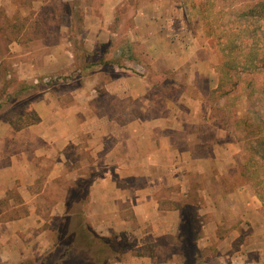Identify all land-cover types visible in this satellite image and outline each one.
I'll return each instance as SVG.
<instances>
[{
	"label": "crops",
	"instance_id": "crops-1",
	"mask_svg": "<svg viewBox=\"0 0 264 264\" xmlns=\"http://www.w3.org/2000/svg\"><path fill=\"white\" fill-rule=\"evenodd\" d=\"M131 2L136 7L124 31L125 45L115 46L117 11ZM80 12L81 47L88 57L78 58L77 83L31 93L27 107L39 119L35 124L14 129L0 119V216L5 208L26 211L0 220V263L39 258L53 244L37 210H49L59 224L72 210L83 212L101 236L120 241L128 228L141 234L135 251L124 250L108 264H183L182 204L194 181L206 178L209 163L217 160L211 154L218 145L206 139L211 124L206 106H197L202 95L182 94L180 99L194 107L185 112L155 106L160 94L141 73L138 53L174 77L184 70L189 85L203 75L213 90L214 73L207 62L193 59L183 14L172 0H88ZM70 47L60 38L45 43L41 65L26 58L15 62L18 80L31 84L37 76L74 70ZM206 187L198 186L201 196ZM214 193L196 213L200 221L209 218L200 223L196 249L207 264H264L259 206L244 189Z\"/></svg>",
	"mask_w": 264,
	"mask_h": 264
},
{
	"label": "rangeland",
	"instance_id": "rangeland-1",
	"mask_svg": "<svg viewBox=\"0 0 264 264\" xmlns=\"http://www.w3.org/2000/svg\"><path fill=\"white\" fill-rule=\"evenodd\" d=\"M67 1L76 6L73 11L75 19L79 15L80 6L82 8L88 3V0ZM256 1L258 0H172L183 14L193 59L209 64L214 73L212 80L216 82L217 86L220 74L225 71V63L238 68L244 60V51H234L227 57L222 53L223 48L230 41H233L235 46L240 44L239 41H234L230 35L234 16ZM65 3L66 1L63 2V0H16L13 2L7 0L5 3L0 2V118L11 119L15 126L21 125L23 122H18L17 119L28 113L25 101L31 93L45 90L54 91L77 83L75 75L78 74L76 68L78 69V64H80L78 58L80 56L88 57L86 56L87 51L81 47V34L73 27L72 20L66 13ZM134 7H136V3L131 2L120 8L119 26L114 30L117 34L114 40L115 46L125 45L124 31L130 23ZM75 25H77L76 21ZM60 28L63 30L62 34L58 32ZM60 38L71 45L70 49L76 66L73 68L75 69L65 74L37 76L31 84H38V88L23 95V99L21 97L19 100L11 98L12 94L21 90L23 85H31L15 82L14 78L18 79L15 62L26 58L32 59L34 66L41 65L40 60L45 58L47 53L45 43L54 44L59 42ZM242 46L247 48L246 52L250 43H244ZM90 60H95V56L92 55ZM138 60L144 68L141 73L151 82L152 90L161 95L154 97L152 101L157 108H164L169 104L174 110L189 111L194 107H191V103L186 102L184 98L180 99L182 94L187 93L190 96L202 95L200 101L203 103L202 105L197 104V106L200 109L206 106L208 111L206 121L207 124H211V127L206 133L208 135L206 139L213 140L218 145L214 153L211 154L213 148H209L208 152L213 157L215 155L217 160L209 163L210 169L206 178L194 181L190 191L192 196L190 195V198L182 204L184 208L194 214L195 208L198 211L207 204L206 201L208 204L211 203L209 199L215 197L214 192L244 189L249 194L250 201L259 206V215L262 218L259 224L264 226V203L257 196L253 183H251V177L254 180L258 178L259 182L264 181V159L261 157L264 148H258L259 140L264 139V78L262 75L252 78L250 75L243 74L239 78L236 90L228 96L209 98V93L212 91L210 87L214 84L203 75L195 77L194 82L189 85L186 83L187 73L184 70L174 77V74L163 71L160 67L154 68V64L149 65V60L142 52L138 53ZM231 73L232 83H234L237 81L236 75L239 76V72ZM5 82H10V86L6 87ZM172 84L173 88L170 87ZM229 88V85L224 86V90H229ZM184 117L186 120H193L186 114ZM186 129L188 132H194L192 126L188 128L186 126ZM245 162L248 163L246 172L245 169H242ZM199 185L202 188L207 186V192L202 196L197 189ZM262 193L264 194V192ZM14 198L17 204L21 202L17 196ZM43 198L46 199L45 196ZM47 199L46 201H51L50 197ZM36 212L38 216L45 219L44 229L47 231L48 237L53 239V244L49 246L44 256L25 259L20 263L94 264L92 258L95 249L85 247L84 241L81 242L78 239V233L75 230V225L81 218V216H77L78 212L70 210L65 224H59V217H50L49 210H37ZM25 213L24 207H18L13 211L5 208V213L0 216V220H8ZM208 220L205 218L203 220L201 217L202 224L207 223ZM250 230L251 228L248 227L244 232L248 233ZM127 231L126 234H120L119 237L116 235L120 241H116L114 235H102V237L113 238L116 250L135 251L136 238H141V234L135 230L131 232V228H128ZM224 231L227 229L225 228ZM258 232L261 231H257L256 235ZM257 237H262L264 241V233L260 236L258 234ZM97 239L98 237H96ZM67 251L69 254L66 253Z\"/></svg>",
	"mask_w": 264,
	"mask_h": 264
},
{
	"label": "trees",
	"instance_id": "trees-1",
	"mask_svg": "<svg viewBox=\"0 0 264 264\" xmlns=\"http://www.w3.org/2000/svg\"><path fill=\"white\" fill-rule=\"evenodd\" d=\"M66 1V13L68 14L69 18L72 20L73 27L78 30L79 23L81 21L80 13L75 19V7L73 6L74 3L63 0V2ZM71 10H70V8ZM120 16L121 12L120 9L117 11V16L115 18V24L114 28L117 26V24L120 22ZM76 21L77 25L74 26V22ZM71 22V21H70ZM71 25V24H70ZM69 25V26H70ZM230 35L232 36L234 41H239L240 44L238 46H235L233 44V41H230L229 44H227L223 48V54L225 57L231 55L234 51H244L243 58L244 60L241 63V66L239 65L238 68L229 65L228 63L224 64L225 71L223 74H220L219 77V84L216 87L215 90H212L209 93V98L218 96L220 98L228 96L232 91H235L238 86V81L241 75H250L253 77L261 76L264 78V0H258L252 5L247 6L244 10L241 12H238L234 16V20L232 22V27L230 28ZM230 40V39H229ZM250 43V46L248 47V50L245 52V48H243L244 43ZM129 59L130 56L128 57ZM118 60L116 59L114 63L118 64ZM101 64H108L111 63L109 61H100ZM234 69V71H232ZM235 71L239 72L237 76V81L232 83V73ZM225 75V76H224ZM15 82L20 83V81L16 78ZM6 87L10 86V82H5ZM50 84V83H49ZM229 85V90H224V86ZM38 88V84H31L25 86L23 85L21 87V90L14 92L11 96V98H15V100H19L23 95H25L28 92H31ZM264 91V89H263ZM10 98V99H11ZM23 99V98H22ZM28 103L27 101H25ZM28 110V107H27ZM1 119V118H0ZM9 121L10 125L14 129H20L21 127L28 126L31 124H35L39 121L37 116L28 110V113L22 116L21 118H18V122H23L21 125L15 126L14 122L11 121V119H6ZM264 148V139L259 140L258 148ZM259 151V150H257ZM262 158L264 159V151L261 154ZM260 157V159H261ZM248 163L245 162L242 169H245ZM251 177V183H253V187L255 188V192L259 199L264 203V181L259 182L258 178ZM197 191V190H196ZM190 192L186 195L185 199L190 198ZM185 202V201H184ZM183 213L182 218L183 221L181 223V232L179 236V240L181 245V256H182V262L183 264H207L206 260L204 259V252L201 250L196 249L195 243L197 238L200 237L201 233V221L199 220V217L197 216V208L194 209V214L190 213L188 210L184 208V205L182 207ZM79 214V215H78ZM77 216H81L79 219V222L75 225L76 231L78 233V239L83 242L84 246L87 248H93L95 249V252L93 254V260L94 264H108L111 261L118 260L117 258L121 255V252L124 251V249L116 250L115 240L110 237H100L96 236L97 233L93 231V229L90 227L88 222L86 221V218L83 216V212H78ZM67 217L64 219L63 223H67ZM96 237L98 239L96 240ZM114 241V242H113ZM117 241V239H116ZM66 253L69 254L67 251ZM19 264H26V263H19Z\"/></svg>",
	"mask_w": 264,
	"mask_h": 264
}]
</instances>
